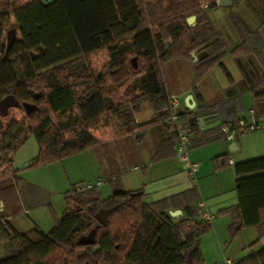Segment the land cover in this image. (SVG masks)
<instances>
[{
    "label": "trees",
    "instance_id": "16d2710c",
    "mask_svg": "<svg viewBox=\"0 0 264 264\" xmlns=\"http://www.w3.org/2000/svg\"><path fill=\"white\" fill-rule=\"evenodd\" d=\"M219 1L0 0V100L12 94L19 103L36 107L29 114L24 108L13 115L0 113V238L7 251L0 264H187L189 253L194 264H205L200 237L212 225L202 218L196 185L152 203L144 202L143 193L131 196L116 188L101 199L95 186L81 190L82 184L73 185L65 192L63 215L53 214L50 231L37 227L20 233L8 218L24 213L19 198L23 180L13 156L30 135L39 152L27 168L50 165L148 129L161 132L154 160L173 157L176 138L169 120L175 111L162 69L169 61L189 62L193 82L219 67L229 84L222 100L208 105L194 92L196 107L176 113L191 126V146L223 139L220 126L236 125L244 91L264 115V39L258 26L253 28L231 11L228 19L240 41L227 46L207 13ZM244 1L258 25L264 22V0ZM188 16L195 17L193 26ZM8 28L19 31L10 43ZM227 55L241 70L245 88L226 69ZM245 55L252 58L245 61ZM251 65H256L257 80ZM143 102L149 103L152 116L139 122L135 114ZM112 114L121 117L120 123ZM234 170L238 202L217 215L229 214L241 226H255L260 238L264 156L236 163ZM114 205L117 208L101 224L96 212ZM175 210L182 215L171 217L169 211ZM92 230L94 243L81 245L79 238ZM234 264H264V246Z\"/></svg>",
    "mask_w": 264,
    "mask_h": 264
},
{
    "label": "crops",
    "instance_id": "0c3cea01",
    "mask_svg": "<svg viewBox=\"0 0 264 264\" xmlns=\"http://www.w3.org/2000/svg\"><path fill=\"white\" fill-rule=\"evenodd\" d=\"M238 2L242 5L245 4L244 0H232L231 2H225L223 5L218 4V7L214 8L215 11L213 13L208 12L213 9L207 10L209 20L212 25L220 31L229 47L234 46L240 39L235 34L230 21V29L224 34L221 27L218 26L217 21H215V18L212 17L218 10H221L222 14L226 12L227 18L229 12H238L246 19L250 26L253 28L258 26V32L262 39H264V22L258 25L253 12L250 10L242 11V9L239 10V8L235 9L234 6L237 5ZM230 5L234 6L228 11L227 9H229L228 7ZM213 21L215 23H213ZM242 58L248 61L249 58L252 57L245 55ZM223 63L235 82L241 84L243 76L234 58L227 55L224 57ZM228 67H234L232 70L233 72ZM214 76H218V79ZM220 81L222 85L218 84ZM228 86V82L223 80L221 72L217 68L195 82L188 77L187 83H184L178 88V90H180L178 92L180 93L178 94L179 96L176 97L172 94V97L178 101L176 106H179V109L175 110L174 108V111L180 113L184 111L186 107L190 110L194 109L197 105V92L201 99L208 105L220 101L224 98V91ZM246 92L248 91H244L242 94ZM219 95L221 98L214 100V96L216 97ZM253 107L255 108L253 102H251L248 109ZM150 114L152 116V111ZM239 116H241L240 113ZM259 116L264 118V115ZM135 119L138 121L136 114ZM261 128L262 127L258 130ZM239 134L240 133H237L235 139L230 141L222 139L204 146H190L191 151L189 157H191L192 160L201 161V165L195 173V178L192 179L188 177L183 163L176 155L167 159L154 160L160 142L161 132L156 129H148L143 131V142L146 139L151 140L155 135L158 139L149 147L143 146L140 159L133 164H127L128 162L124 160L122 156H115L111 163H106L107 160L104 158L101 164L98 157L99 152L96 149L98 146L79 153V155H83L85 158L92 159L94 164L96 163L93 170L89 172L88 175L86 174L82 185H96L98 194H102L104 198L112 194L116 188L130 192L142 191L143 200L146 203H152L196 185L201 195L200 201L203 205L201 208L202 218L204 220H209L212 225L211 230L200 237V248L204 262L205 264H234L247 256L251 250L264 246V236L258 237L255 226H241V224L236 222L229 214L217 215L218 211L234 206L238 202V196L235 191V180L237 176L235 174L234 165L242 162L245 160V157H247V147L244 141L239 137ZM131 135L132 134H123L118 139H124ZM106 144L111 143L107 142L103 146ZM103 146H99V148ZM256 149H258V151L264 150V144L258 145ZM66 159L68 158L62 161L64 162ZM56 163L58 162L53 164ZM63 164L66 166L65 163ZM49 166H52V164ZM49 166L43 168H49ZM80 169L82 170V167H80ZM105 172L107 174H105ZM97 182L100 183L97 185ZM25 183L26 182L23 181L20 185H24ZM107 183L109 185H107ZM106 185L109 187H106ZM23 214H29V209L24 208ZM207 216L211 218L207 219ZM10 219L11 218H8L9 222ZM256 239H258V243L253 248H249V245Z\"/></svg>",
    "mask_w": 264,
    "mask_h": 264
},
{
    "label": "rangeland",
    "instance_id": "374dc122",
    "mask_svg": "<svg viewBox=\"0 0 264 264\" xmlns=\"http://www.w3.org/2000/svg\"><path fill=\"white\" fill-rule=\"evenodd\" d=\"M244 5L238 2L237 5H235L236 7L234 5H230L228 7L229 9L227 10L229 11L233 6L235 9H242V11L250 10L248 5ZM214 11L215 9L208 12L213 13ZM226 14V12L222 14L221 10H218L214 14L216 16L212 15V17L215 18V21H217L218 26L221 27L224 34L228 29H230L229 20ZM186 21L189 26H193L195 24V17L188 16ZM213 23L215 22L213 21ZM9 29L11 30V28L7 29L8 32L10 31ZM15 36L19 37V31L17 29L14 30V32L12 31L8 42H10ZM248 67L250 68L249 70L255 74L256 77H254V79L257 80L259 78V74L258 70H255L256 65H251V67ZM228 68L231 71L234 69V67ZM162 69L167 88L176 97H178V94H180L178 93L180 91L178 88H180L184 83H187L188 77L193 80L192 66L187 61L172 60L163 64ZM217 69L221 72L223 80L227 82L222 70L219 67H217ZM214 77L218 79V76ZM218 84H221V81L218 82ZM241 85L244 87L243 82H241ZM218 98H221V96H214V100ZM251 102V95L249 92L242 94L241 105L243 109L240 110L241 116H245L247 114V110L251 105ZM174 108L177 110L179 109V106H175ZM15 112V110H10L9 115H13ZM150 113L151 110L149 103L143 102L140 105V112L136 114V118L138 117V121L142 122L143 120H147L151 117ZM112 117L115 123H120L121 117L119 115L112 114ZM261 127L262 128L257 131H247L241 132L239 134V137L244 141V144L247 147V157H245V160L264 156V150L258 151V149H256L258 145L264 144V122H262ZM152 139H146L143 142V135L141 134L138 136V133H136L134 136L131 135L124 139L112 140L110 141L111 144H106L102 148H99L98 146L96 149L99 152L98 157L100 163L102 164L104 158L107 160L106 163H111L115 156H122V158L128 162L127 164H133L140 159L143 146L149 147L153 142L157 141L158 138L155 135L152 137ZM190 151L191 148L189 153ZM38 152V142L34 135H30L24 145L13 156L14 166L17 169H19L20 166H24L26 164L28 166V164L31 163ZM175 155L177 158H179L176 153ZM89 159L90 158H85V156L77 154L68 157V159H66L64 162L58 161L56 164L52 163V166L46 165L49 166V168H43L45 166L27 168V166H25L24 168L19 169L20 172L18 173V176L26 182L24 185L22 184L19 187V198L21 200L22 206L29 209V214H20L15 217H11L10 222L13 229L20 233L36 229L37 227H39L44 232L50 231L54 225L53 214L57 217H61L64 213V210L66 209L67 204L64 198L65 192L71 189L73 185L82 184L86 174L88 175V173L93 170L96 163L94 164L92 159ZM62 162L65 163L66 166H64ZM80 167H82V170ZM105 174L107 173L105 172ZM107 185L109 184L107 183ZM107 185L106 187H109ZM99 195L101 198H104L102 194ZM0 244L1 258L7 255V251L3 247V238H0Z\"/></svg>",
    "mask_w": 264,
    "mask_h": 264
},
{
    "label": "built area",
    "instance_id": "2783aa9c",
    "mask_svg": "<svg viewBox=\"0 0 264 264\" xmlns=\"http://www.w3.org/2000/svg\"><path fill=\"white\" fill-rule=\"evenodd\" d=\"M178 104V101L173 98L172 106L173 108ZM213 120V119H211ZM216 120V119H215ZM262 122H264V118L260 117L256 108H250L247 110V114L245 116H241L238 118L236 125H232L231 123L220 126V132L223 134V139L225 140H233L237 133L241 132H252L256 131L261 127ZM215 123V122H214ZM214 123L208 124V127L215 125ZM169 124L174 127L173 135L176 138L175 150L176 154L179 156L181 162L184 165L185 171L189 178L194 179L195 173L198 170L201 162L199 160L193 161L189 157V148L191 146V141L193 138V133L191 130L190 124L181 119L175 112V114L169 120ZM100 182H97V185ZM95 186L94 184H84L80 187V189H87ZM198 207L202 208V202H198ZM210 216H207V219H210ZM5 226V222H2Z\"/></svg>",
    "mask_w": 264,
    "mask_h": 264
},
{
    "label": "water",
    "instance_id": "95a60500",
    "mask_svg": "<svg viewBox=\"0 0 264 264\" xmlns=\"http://www.w3.org/2000/svg\"><path fill=\"white\" fill-rule=\"evenodd\" d=\"M43 3L45 4H53L56 0H41ZM232 0H221L218 2L219 5H223L225 2H231ZM12 31L14 32V29H11L8 32V35L10 36V34L12 33ZM9 40V38H8ZM13 40V39H12ZM11 40V41H12ZM10 41V42H11ZM9 42V43H10ZM191 57L193 58L194 62H196L198 60L197 56L195 55L194 52L191 53ZM134 65H135V58L132 60ZM21 107L24 108V110L26 111L27 114L31 113L36 107L33 104L27 103V102H23L22 104L19 103V101L12 95V94H8L5 97H3L0 100V112H3L6 108L8 107ZM199 121V125L200 127L204 126V121L201 117L198 118ZM143 134V132H139L138 136ZM26 165L24 166H20L19 169L24 168ZM131 196H137L142 194V191H134V192H130ZM117 208V205H114L112 207H108V208H100L96 214H95V218L101 223V224H106L107 220H108V216L110 215V213ZM169 215L173 218H178L182 215V211L181 210H175V211H169ZM201 219H198V221H200ZM95 240V231L92 230L89 234L81 236L79 238V243L81 245H90L93 244ZM187 264H194L191 258L190 253L188 254V259H187Z\"/></svg>",
    "mask_w": 264,
    "mask_h": 264
},
{
    "label": "flooded vegetation",
    "instance_id": "af4514ba",
    "mask_svg": "<svg viewBox=\"0 0 264 264\" xmlns=\"http://www.w3.org/2000/svg\"><path fill=\"white\" fill-rule=\"evenodd\" d=\"M19 109H21V107H8V108H6L3 112H0L1 114H4V115H8L9 114V112H10V110H15V111H17V110H19Z\"/></svg>",
    "mask_w": 264,
    "mask_h": 264
}]
</instances>
